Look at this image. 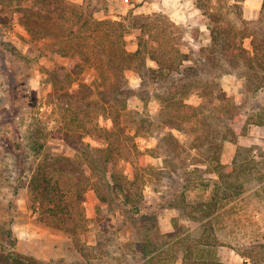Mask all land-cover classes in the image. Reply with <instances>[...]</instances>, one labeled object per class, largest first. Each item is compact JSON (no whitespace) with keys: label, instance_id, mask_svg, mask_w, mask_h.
I'll list each match as a JSON object with an SVG mask.
<instances>
[{"label":"rangeland","instance_id":"rangeland-1","mask_svg":"<svg viewBox=\"0 0 264 264\" xmlns=\"http://www.w3.org/2000/svg\"><path fill=\"white\" fill-rule=\"evenodd\" d=\"M67 1L80 6L86 14L93 12L99 20L163 15L182 28L183 51L197 50L209 43L211 21L205 12L225 13L226 7L234 4L240 8L225 17L238 24L255 20L261 9L256 11L246 0ZM9 2L0 4V264H11L9 251L38 264H181L180 251L200 234V223L184 214L182 195L190 204L210 202L216 188L230 191L231 184L235 196L218 204L212 224L223 244L216 248L217 256L230 264L240 263L233 248L264 238V128L253 125L237 144H223L220 169L227 174L225 180L218 177V172H212L215 163L194 165L203 159L192 146L196 144L193 139L198 129L184 127L185 133L174 131L180 148L165 154L157 148L152 133L140 129L135 135L133 129L138 118L147 120L159 115L155 102L144 106L137 97L125 95L122 102L126 101L127 110L132 112H113L97 93L92 65L80 76L69 77L71 59L60 52L74 43L63 42L60 47L52 37L31 35L18 11V6L22 8L26 3ZM244 44L248 46L249 41ZM76 45L92 58V38L79 39ZM230 72L218 82L228 97L245 103L241 115H264L252 109L264 107V87L245 100L244 80L236 71ZM138 83L132 75L124 86L133 91ZM120 86L127 90L123 84ZM64 102L70 106L65 107ZM36 122L40 126L37 140L32 137ZM96 125L132 136V140L121 136L114 161L130 179L137 171L136 186L143 188L142 211L157 217L150 255L137 251L143 235L134 228L119 193L101 185L104 202L92 190V171L82 150L106 146L103 138L96 135ZM39 145L40 153L36 151ZM162 145L166 147L163 142ZM133 147L140 151V158L129 154ZM54 158L58 159V169L52 177L60 180L72 208V216L61 224L40 214L26 188L39 165L55 163ZM195 167L202 172L195 171ZM156 246L160 249L156 250ZM161 250H166L162 258L158 253Z\"/></svg>","mask_w":264,"mask_h":264},{"label":"trees","instance_id":"trees-1","mask_svg":"<svg viewBox=\"0 0 264 264\" xmlns=\"http://www.w3.org/2000/svg\"><path fill=\"white\" fill-rule=\"evenodd\" d=\"M9 1L0 0V4L8 5ZM24 2L26 4L22 8L18 6V11L22 14L27 32L39 38L52 37L59 42L60 47L63 42L74 43L75 46L60 52L71 59L69 77L80 76L92 65L97 93L101 95L102 101H106L104 104H110L113 112H132L127 110L126 101L122 102L125 95L137 97L144 106L150 102L159 106L157 117L147 120L140 117L133 129L135 135L140 129L152 133L151 137L157 139V148L163 153L180 148L174 131L185 133L184 127L194 131L198 129L199 133L193 139L196 144L192 146L203 159H198L194 165L211 166L215 163L211 171L218 172V177L225 180L227 174L220 169L223 144H237L253 125L264 128V115L257 114L256 118L254 114L241 115L240 112H245V103L236 101L233 96L228 97L218 82L223 75L230 74V70L236 71V75L246 85L242 92L245 100L255 96L264 87V0L253 21L242 20L235 24L226 19L228 13L240 8L234 4H229L225 13L205 12L211 21L208 26L209 43L197 50L189 48V51H183L180 47L184 44L182 28L163 15H132L120 20H99L94 18L93 12L86 14L80 6L67 0ZM88 38H92V58L82 49L76 48L80 46L76 45L79 39ZM246 40L249 41L248 46L244 44ZM132 75L139 81L133 91L124 86ZM120 84L127 90L124 91ZM192 98L196 101H191ZM64 103L65 107L70 106ZM119 104H123L122 108L118 107ZM252 109L264 112V107L261 109L259 105ZM37 124L32 133L36 140L40 135L37 131L40 126ZM95 131H98L96 135L103 138L106 146L82 150L91 167L92 190L104 202L106 198L100 193L103 187L119 193L122 204L129 209L134 228L143 235V241L136 249L143 255H150L154 250L151 234L157 217L142 211L140 202L144 199L143 188L136 186L137 171L133 172V179H130L117 169L114 161L118 150L116 145L121 136L128 140H132V136L129 133L117 134L118 130L97 125ZM39 147L42 145L37 147L38 153L41 151ZM129 154L139 158L142 156L136 147L131 148ZM54 160L55 163L40 164L29 178L26 188L34 204L41 210L40 214L61 224L72 216V208L60 180L52 177V173L58 169V159ZM142 164L145 165L144 162ZM195 171L202 172L197 167ZM233 185H229L230 191L222 192L216 188L214 198L205 203L190 204L182 195L181 200L186 205L184 214L188 219L200 223V234L180 251L181 264H230L220 260L216 254V248L223 244L217 238V230L212 222L217 218L218 204L234 198ZM149 223L151 226H147ZM174 243L178 245V242ZM158 248L155 247L156 250ZM233 250L241 258L238 264H264V238L237 244ZM165 252H158L160 258ZM7 258L11 264H38L14 251H9Z\"/></svg>","mask_w":264,"mask_h":264},{"label":"crops","instance_id":"crops-1","mask_svg":"<svg viewBox=\"0 0 264 264\" xmlns=\"http://www.w3.org/2000/svg\"><path fill=\"white\" fill-rule=\"evenodd\" d=\"M261 3H262V0H246V4L254 5V7L256 8V11L259 10V8L261 7L262 5Z\"/></svg>","mask_w":264,"mask_h":264}]
</instances>
